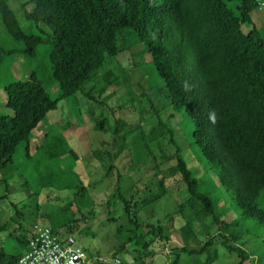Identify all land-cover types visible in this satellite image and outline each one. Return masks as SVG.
I'll return each mask as SVG.
<instances>
[{
	"label": "trees",
	"instance_id": "obj_1",
	"mask_svg": "<svg viewBox=\"0 0 264 264\" xmlns=\"http://www.w3.org/2000/svg\"><path fill=\"white\" fill-rule=\"evenodd\" d=\"M233 1L235 8L228 0H23L19 2L23 18L37 28V32H31L19 24L8 0H0V20L5 30L23 43L8 52L34 55L39 45L52 42L49 63L59 88V95L51 98L34 72L4 85L5 106L11 113L0 112V173L10 169L19 145L30 155L32 131L56 108L58 100L80 97L102 105L104 92L120 84L121 75L106 66L109 58L140 44L149 54L147 68L141 69L147 89L133 97L139 104L140 122L126 129L122 118L111 121L110 116L101 117L93 126L114 135L115 150L104 146L92 151L104 170L103 177L113 173L114 160L124 151L130 155L129 174L145 159L146 163L154 162L153 149L158 145L151 143L162 139L175 145V163L165 169L152 165L156 169L155 188L140 200L124 190L121 174L117 173L115 188L105 201L107 206L118 201L122 208L121 215L108 217L116 222V253L131 245L169 241L172 216H167L169 224L167 220L164 225L140 219L138 211L165 196L170 191L167 178L177 177L186 193L176 209L184 220L178 227L183 244L171 247L173 257L164 264H180L183 254L197 256L191 263L196 264L204 253L207 260L198 264H211L216 255H210V249L216 240L237 254L236 264H252V254L237 240L242 219L250 217L264 223V208L258 203L264 189V37L250 13L259 9L256 0ZM129 104L135 106L132 101ZM168 107L179 113L181 120L186 117L193 124L189 135L195 155L203 161V169L216 173L225 194L239 209L236 217L223 218L230 209L217 212L223 196L200 188V180L176 139L175 125L161 117ZM143 121H151V125L145 128ZM66 153L77 160L69 146L59 155ZM74 175L75 196L86 185L93 187ZM0 179L7 189V178ZM4 197L5 192L0 199ZM77 209L80 211L78 205ZM46 217L53 230L73 234V215L55 220L51 214ZM207 217L217 224V232L210 233L199 248L190 246L195 223ZM30 231L17 235L22 243L17 252L0 248V264H18ZM256 261L262 263L259 258Z\"/></svg>",
	"mask_w": 264,
	"mask_h": 264
},
{
	"label": "rangeland",
	"instance_id": "obj_2",
	"mask_svg": "<svg viewBox=\"0 0 264 264\" xmlns=\"http://www.w3.org/2000/svg\"><path fill=\"white\" fill-rule=\"evenodd\" d=\"M21 1L8 0V3L16 12L19 24L27 31L37 32L36 26L23 18L19 8ZM228 2L235 8L233 0ZM250 13L254 24L264 37V8L253 9ZM22 46L23 43L14 39L0 20V112L11 113L10 108L4 105V85L12 80L28 78L32 72L51 98L59 95V88L52 77L49 63L52 42L39 45L34 55L8 52L12 48ZM142 49V45L138 44L131 50L122 51L117 56L109 58L106 66L121 75L120 84L112 85L104 92L101 96L104 98L102 105L80 97L60 99L56 108L49 111L32 131L30 155L25 154L22 144L19 145L13 155L10 169L0 173V178H7L8 183L5 189V183L0 179V195L6 193V197L0 199V248L11 253L20 250L22 243L17 235L29 231L35 222L51 225L47 214H51L54 220L66 219L73 215L76 220L71 223L72 233L89 255L98 258L97 264H114L115 259L119 260L118 264H164L173 257L171 247L183 244L178 227L184 220L176 213V209L186 193L181 182H177V177L167 178L166 183L170 191L165 196L138 211L140 219L159 221L164 225L167 224V220L169 224L167 216H172L169 227L170 239L167 242L156 241L147 246L131 245L128 250L116 253L118 244L115 237L116 222L110 221L108 217L121 215L122 208L118 201L109 206L105 204L110 192L115 188L117 173L121 174L124 190L128 194H133L137 200L155 188L153 182L156 178L154 175L156 169L152 165L165 169L174 164L175 145L167 139L152 142V146L158 145L153 149L154 162L146 163L145 159L131 174L130 155L128 151H124L114 160L115 168L108 177H103L104 170L92 151L95 148L102 149L104 146L111 151L115 150L114 143L117 141L114 135L110 131L99 130L93 126L101 117L110 116L111 121L114 118H122L126 122L124 126L126 129H133L140 122L139 104L133 97L147 89L145 74L141 69L147 68L149 54L144 53ZM100 83L101 81L97 82L98 85ZM131 101L136 108L130 106ZM161 117L175 125L176 139L183 147L182 153L189 167L200 180V188L209 191L213 196H223L217 205V212L230 208L229 212H224L223 218L226 220L239 215V209L225 194L216 173L207 168L203 169V161H199L195 155L196 147L191 144L192 138L189 135L193 124L189 123L186 117L181 120L180 114L170 107L162 111ZM143 123L145 128L151 125V121ZM65 146L76 152L77 160L69 153L59 155ZM162 154H165L166 158H163ZM75 173L83 180V184H93V187L86 185V189L81 190V194L76 196ZM258 203L264 208V189L258 196ZM63 207L67 210L61 209ZM118 221L121 223L123 217L118 218ZM195 224V235L190 238L189 245L199 248L210 233L217 232L218 226L212 224L210 217ZM240 227L242 232L237 244L252 254L250 258L252 264L253 262L259 264L257 258L264 264V223H258L248 217L240 221ZM214 253L216 258L211 264H236L238 260L237 254L228 251L218 240L210 249V255ZM196 257L183 254L180 264H191ZM199 257L198 262L207 260L206 253L200 254Z\"/></svg>",
	"mask_w": 264,
	"mask_h": 264
},
{
	"label": "built area",
	"instance_id": "obj_3",
	"mask_svg": "<svg viewBox=\"0 0 264 264\" xmlns=\"http://www.w3.org/2000/svg\"><path fill=\"white\" fill-rule=\"evenodd\" d=\"M256 2L259 8H264V0ZM97 260L78 244L73 234H61L39 221L31 227L18 264H97ZM113 263L118 264L119 260L115 259Z\"/></svg>",
	"mask_w": 264,
	"mask_h": 264
},
{
	"label": "crops",
	"instance_id": "obj_4",
	"mask_svg": "<svg viewBox=\"0 0 264 264\" xmlns=\"http://www.w3.org/2000/svg\"><path fill=\"white\" fill-rule=\"evenodd\" d=\"M5 98H6V96H5ZM4 105H5V100H4Z\"/></svg>",
	"mask_w": 264,
	"mask_h": 264
}]
</instances>
